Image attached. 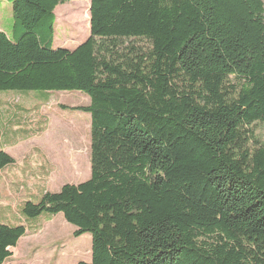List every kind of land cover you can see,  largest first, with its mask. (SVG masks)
<instances>
[{
	"label": "trees",
	"instance_id": "obj_1",
	"mask_svg": "<svg viewBox=\"0 0 264 264\" xmlns=\"http://www.w3.org/2000/svg\"><path fill=\"white\" fill-rule=\"evenodd\" d=\"M4 1L0 92L89 99L72 108L90 116L88 179L21 215L89 234L75 264H264V0H89L72 50L55 46L68 0ZM26 230L0 224V264H26L9 261Z\"/></svg>",
	"mask_w": 264,
	"mask_h": 264
},
{
	"label": "rangeland",
	"instance_id": "obj_2",
	"mask_svg": "<svg viewBox=\"0 0 264 264\" xmlns=\"http://www.w3.org/2000/svg\"><path fill=\"white\" fill-rule=\"evenodd\" d=\"M88 9L89 0H68L55 8V46L72 50L86 40L89 36V17L86 18L84 14H88ZM0 29L14 39L11 1L0 2ZM29 94L36 95L31 104L41 100L40 92ZM88 103L89 99L82 93L55 92L49 96L47 103H42V107L37 105L30 110L31 114L35 113L29 122L19 116L7 126L4 137H23L24 133L33 128L39 130L36 137L40 138L33 144L37 150L23 162L17 163V168L29 172L26 174L27 184L31 183L20 193L22 198L30 196L34 203H37L43 191L57 192V187L60 189L65 184L76 185L88 179L90 116L72 109L76 106H86ZM256 129L263 131L262 126ZM3 130L4 127L0 125V137ZM44 173L49 183L53 182L49 187L35 182V177ZM20 202L23 203V199H20ZM21 206L22 204L17 202L5 204L3 212L0 213L1 217L7 215L0 218V224L22 225L27 230L30 229L19 241L18 246L12 248L10 262L75 264L89 260V234L73 237L72 233L76 228L66 223L60 214L24 218L21 215Z\"/></svg>",
	"mask_w": 264,
	"mask_h": 264
},
{
	"label": "crops",
	"instance_id": "obj_3",
	"mask_svg": "<svg viewBox=\"0 0 264 264\" xmlns=\"http://www.w3.org/2000/svg\"><path fill=\"white\" fill-rule=\"evenodd\" d=\"M0 31L2 30L0 29ZM14 93L0 92V125L4 127L0 137V151L5 152L14 160L12 165L0 169V213L3 212L5 204L12 202L23 204L27 200H32V197L30 196H25L22 198L20 195V193L25 190L24 187L31 185V183L27 184V175L29 172H23V169L17 168V163L23 162L24 159L30 156L33 151L37 150V148L33 147V144L37 143L38 139L40 138L36 137L39 134V130L34 128L30 132L24 133L23 137H4L6 134V128L19 116H23V119L29 122V119L32 118V114L35 113L33 112L31 114L30 110L34 109L37 105L42 107V103H47L40 98L41 100H39L37 103L31 104V101L36 99V95L32 96L29 93H23L22 95L21 93L17 92ZM45 175L46 173L36 176L35 182H40L43 185L49 187V185L53 184V182L49 183L47 180L48 177ZM57 188L59 190V187ZM20 199H23V203L20 202ZM3 216L6 217L7 215ZM4 217H1L0 215V218ZM34 231L36 230H33V232ZM27 232H30V229L26 230L25 234H27ZM24 237L25 235L22 238ZM18 243L16 246H18ZM9 252L12 254V248L9 250Z\"/></svg>",
	"mask_w": 264,
	"mask_h": 264
}]
</instances>
